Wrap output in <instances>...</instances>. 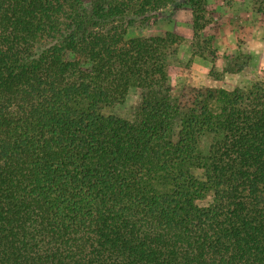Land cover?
Instances as JSON below:
<instances>
[{
	"label": "trees",
	"instance_id": "trees-1",
	"mask_svg": "<svg viewBox=\"0 0 264 264\" xmlns=\"http://www.w3.org/2000/svg\"><path fill=\"white\" fill-rule=\"evenodd\" d=\"M179 3L0 0V264H264V79L173 96L183 37H126Z\"/></svg>",
	"mask_w": 264,
	"mask_h": 264
},
{
	"label": "rangeland",
	"instance_id": "rangeland-1",
	"mask_svg": "<svg viewBox=\"0 0 264 264\" xmlns=\"http://www.w3.org/2000/svg\"><path fill=\"white\" fill-rule=\"evenodd\" d=\"M90 7L95 0H82ZM124 23L126 19L123 20ZM205 27L195 37L190 8L169 5L146 16H134L127 38L173 32L183 37L170 57L171 94L187 86L247 89L264 79V0H208ZM139 95L132 88L122 104L105 107L106 115L133 118Z\"/></svg>",
	"mask_w": 264,
	"mask_h": 264
}]
</instances>
